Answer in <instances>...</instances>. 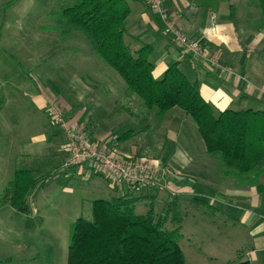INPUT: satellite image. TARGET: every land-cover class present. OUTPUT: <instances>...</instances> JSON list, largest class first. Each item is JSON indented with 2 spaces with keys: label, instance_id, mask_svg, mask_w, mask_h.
Here are the masks:
<instances>
[{
  "label": "crops",
  "instance_id": "obj_1",
  "mask_svg": "<svg viewBox=\"0 0 264 264\" xmlns=\"http://www.w3.org/2000/svg\"><path fill=\"white\" fill-rule=\"evenodd\" d=\"M127 1L131 13L127 19L125 41L132 46L133 51H138L146 45L151 47L150 60L154 65L155 79H161L173 64H177L191 82L200 83L201 96L216 111L250 109L264 112V11L260 0H165L169 15L182 31L189 37L200 40L201 49L198 54L183 51L171 37L167 36L161 16L154 13L145 2ZM74 36L77 35L72 37ZM69 39H62L61 43H68ZM85 46L61 47L49 51L56 55L59 52L60 55L63 53L61 63L54 67L48 66L44 61L47 59L43 58L42 66L40 65L37 70H47L50 73L39 74L37 70L31 71L32 75L34 74L42 82L38 85L33 80L24 85L33 105H29L27 111H16L14 106L7 112L4 108L0 111V118L3 120L34 122L32 131L28 133L30 141L26 142L28 153L23 156L31 158V162L35 165L44 162L46 164L44 170L52 171V179L59 174L54 161H43L38 156L48 153L46 156L49 159H57L62 155L61 147L55 144L59 139L58 136H62L65 143L67 142L59 127L53 130L51 126L47 127L44 120L46 115H43L42 109H51L54 101L60 105L54 108L60 109L64 120L79 123L89 137L97 140L98 144L110 143L111 148H119L121 152L118 153H122L125 158L129 153H134L127 143L130 139H121L133 129L131 127L128 131L125 129L126 131L121 132L122 135L119 136L117 132L115 134V124L112 126L116 115L126 112L134 119L139 116L121 106V93L123 92L129 100L131 95L126 92V85L121 77L92 54L87 43ZM51 72H54V75ZM19 78L20 75L14 76L12 82L16 83ZM14 90L17 93L15 87ZM15 92L7 97H12L15 101ZM30 100L27 101L31 103ZM2 103L14 105L16 102ZM169 117H171V127L163 131L167 142L157 144L163 149L160 157L162 171L158 176L161 185L158 189L129 188L119 185L108 177H105V183L108 184L106 185L118 196L129 194L131 197L141 198L142 200L136 205L138 214L139 207L142 208L143 203L145 206L151 204L154 210L160 192L170 193V196L175 193L181 199L194 195L193 200L197 198L204 201L203 203L205 201L214 203L213 206L215 204L221 206L226 213L235 209L234 215L252 235L249 244L252 251L248 252L247 261L250 264H264V175L256 177L259 185H252L249 192L244 190L242 193L236 192L232 197L233 202L229 203L228 193L233 190L213 185L210 176L212 167H219L220 158L207 153L198 128L190 117L180 110L173 111ZM165 119L157 120L160 122ZM163 129L157 125L154 132L158 130L161 132ZM151 132L154 133L149 128H143L141 134L135 132V135L149 136ZM139 148L138 146L136 151L142 152L143 150ZM200 154L205 158L201 159ZM66 170L63 172L68 176L84 173L99 175L96 169L88 164ZM225 171H227L225 175L242 179V174L229 168ZM215 174L213 168V175ZM251 177L255 176L251 175ZM47 181L44 183H49ZM188 181L190 185L186 186ZM161 188L164 190L162 191ZM233 206L237 208H232ZM33 213H36V209Z\"/></svg>",
  "mask_w": 264,
  "mask_h": 264
},
{
  "label": "rangeland",
  "instance_id": "obj_2",
  "mask_svg": "<svg viewBox=\"0 0 264 264\" xmlns=\"http://www.w3.org/2000/svg\"><path fill=\"white\" fill-rule=\"evenodd\" d=\"M75 2L77 0H0V111L4 108L7 112L13 109V106L16 111H27L29 105H33L27 96L28 92L26 93L24 85L33 80L38 85H41L42 82L34 74L32 75L31 71L42 66L43 58L47 59L44 61L48 66L54 67L61 63L63 53L60 55L59 52L56 55L49 51L61 47L81 48L86 45L85 39L79 34L70 37L67 41L69 44H62L63 40L56 29L55 20L60 8ZM73 58L75 57L73 56ZM84 69H86L85 66ZM38 71L39 74L50 73L47 70ZM52 74L54 75V72ZM19 75V80L16 83L12 82L14 76ZM29 75L32 76L29 77ZM8 78L9 80H7ZM12 92L16 93L15 101L12 97H7ZM27 100H30L32 104ZM3 101L16 103L9 105L2 103ZM53 103L54 106L60 107L55 101ZM54 106L49 110L42 109L43 115H46L44 120L47 127L51 126L53 130L56 127L51 124L54 119L51 120L52 113L49 115V112L54 111ZM121 106L139 116L134 119L126 112L118 113L119 115L115 116V121L112 123V126L115 124V134L117 132V135L120 136L125 129L128 131L130 127L137 134H141L143 128H149L154 132L157 125L164 129L153 134L151 132L149 136L148 134L134 135V138L127 141L130 150L134 153H129L127 158L122 153H118V151L121 152L119 148L112 149L110 143L105 144L106 146L100 145L119 159L131 158L135 161L150 162L161 166L160 157L163 149L159 148L157 144L167 142L166 134H163V131L171 127L170 115L165 120L158 122L153 111L143 107L136 97L131 96L129 100L123 92L121 93ZM57 107L55 108L58 109ZM68 122L66 121V123ZM33 123V121L0 118V264H68L73 224L79 218L91 219L93 201H110L119 196L108 188L105 176L98 170L96 172L99 175L84 173L68 176L65 174L63 170H72L76 166H67L68 145L62 136H58L59 139L55 144L61 147L62 155L57 159H49L46 156L48 153L38 157L43 161L53 160L59 174L54 179H52L53 175L49 177V181H47L49 183H44L46 177L41 178L42 182L39 181V184L37 183L34 187L28 197L32 214L23 215L14 210L8 204L4 191L15 179L16 171L18 169L25 170L32 163L31 158H25L23 155L28 153L26 142L30 141L28 133L33 129L35 125ZM136 126L138 127L136 128ZM61 131L65 134L62 129ZM115 134L114 136H116ZM138 146L143 150L142 152L136 151ZM200 156L201 159L205 158L202 154ZM220 162L219 167H212L210 176L213 185L233 190L228 193L229 203L233 202L232 197L236 192L242 193L243 190L249 192L252 185H259L256 177H251V175L243 174L242 179L225 175L227 172L225 170L228 167L223 161L220 160ZM213 168L216 171L215 176ZM41 171L43 174L48 172ZM41 176L43 177L40 173L37 175L34 173L31 177L39 178ZM24 177L26 176L20 174L18 179ZM253 179L256 182L252 181ZM189 181L186 186L190 185ZM157 183L158 186L152 187V190L158 189L161 185L159 178ZM161 190L164 189L161 188ZM171 195L167 192H160L159 201L153 208L157 213L167 210V229L182 228L180 246L187 264H238L249 259L248 252L252 251V248L249 247L252 235L248 233L249 229L243 227L242 222L234 215L233 210L235 209L228 210L229 213H226L221 206L218 207L216 204L213 206L214 203L205 201V204L204 201L197 198L193 200L194 195L186 196L184 199L177 197L175 193ZM151 208V204L145 206L143 203V207H139V215H145ZM232 208L237 207L233 206ZM35 209L36 213H33Z\"/></svg>",
  "mask_w": 264,
  "mask_h": 264
},
{
  "label": "trees",
  "instance_id": "obj_3",
  "mask_svg": "<svg viewBox=\"0 0 264 264\" xmlns=\"http://www.w3.org/2000/svg\"><path fill=\"white\" fill-rule=\"evenodd\" d=\"M260 4L264 11V0ZM130 13L127 0H77L61 7L55 24L62 39L81 35L92 54L121 77L126 92L153 111L157 119L180 110L196 124L209 155L220 158L238 174L264 175V112L216 111L201 96L200 83L191 82L177 64L161 79H155L151 47L133 51L125 41ZM68 123L84 130L76 121ZM53 124L60 127L54 120ZM134 135L135 131L129 130L121 139L129 140ZM45 166L44 162L31 163L27 169L16 171L4 193L17 212L32 214L30 193L41 178L47 181L52 176L51 170L42 173ZM31 173L43 177L32 178ZM20 174L26 177L18 179ZM141 200L128 194L110 201H93L91 219L79 218L72 226L68 264H187L180 246L181 227L166 228L167 210L157 213L151 208L145 215L137 214L136 205Z\"/></svg>",
  "mask_w": 264,
  "mask_h": 264
},
{
  "label": "built area",
  "instance_id": "obj_4",
  "mask_svg": "<svg viewBox=\"0 0 264 264\" xmlns=\"http://www.w3.org/2000/svg\"><path fill=\"white\" fill-rule=\"evenodd\" d=\"M142 1L154 13L161 16L165 26V34L173 38L183 51L196 54L200 52V40L189 37L181 30L167 12L165 0ZM50 114L66 134L69 150L68 167L92 165L102 175L129 188L158 186V176L162 171L161 166L150 162L135 161L131 158L119 159L112 153H108L102 145L91 142L88 139V134L76 123H66L58 109L54 108Z\"/></svg>",
  "mask_w": 264,
  "mask_h": 264
}]
</instances>
